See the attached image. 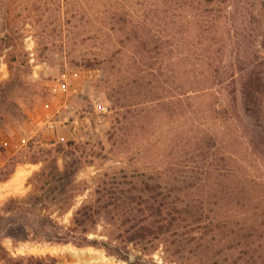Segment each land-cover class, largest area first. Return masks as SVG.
Segmentation results:
<instances>
[{
	"label": "rangeland",
	"instance_id": "1",
	"mask_svg": "<svg viewBox=\"0 0 264 264\" xmlns=\"http://www.w3.org/2000/svg\"><path fill=\"white\" fill-rule=\"evenodd\" d=\"M2 100V214L58 159L79 181L65 222L102 190L104 203L172 202L190 211L186 230L203 226L125 242L132 260L264 264V0H0ZM108 212L92 236L157 218ZM0 241L15 257L133 264L95 246L14 243L2 227Z\"/></svg>",
	"mask_w": 264,
	"mask_h": 264
},
{
	"label": "trees",
	"instance_id": "2",
	"mask_svg": "<svg viewBox=\"0 0 264 264\" xmlns=\"http://www.w3.org/2000/svg\"><path fill=\"white\" fill-rule=\"evenodd\" d=\"M3 102V100L0 101V104ZM36 176L38 183L26 197L11 199L14 206L10 205L5 209L9 215L0 212V227L4 229L5 237L12 238L14 243L35 241L95 246L104 248L110 256L127 260L133 264H150L139 259L132 260L125 242L153 244L160 238L169 240L170 237L181 241L185 240L186 233H194L203 228V226L197 225L186 230L192 223L186 222L183 214L190 211L179 209L172 202L162 204L157 203L154 199L153 202L147 203L145 208H137L127 201L121 204L116 201L104 203L100 195L102 190H98V195L93 200L84 201L75 210L70 222H65L63 216L75 206L79 196L77 171L61 168L57 159L52 169L42 168L36 172ZM119 192L124 194L121 189L116 191V194ZM104 208L107 212L109 211V214L122 208L126 209L129 214H133L136 210L142 212L148 210L151 215L154 214L157 218L146 217L134 221L136 219L132 217L121 223V226L125 227V233L118 234L116 230L112 229L108 238L92 236L99 225ZM111 217L110 224L115 228L120 227L118 219H114V215ZM170 254L174 256L179 254V251ZM177 256L181 258V255ZM0 259L5 260L6 264H60L59 259L52 255L15 257L1 241Z\"/></svg>",
	"mask_w": 264,
	"mask_h": 264
}]
</instances>
